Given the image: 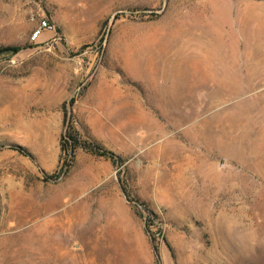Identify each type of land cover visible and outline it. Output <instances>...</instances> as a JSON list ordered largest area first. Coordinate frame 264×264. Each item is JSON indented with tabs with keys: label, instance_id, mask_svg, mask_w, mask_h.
I'll use <instances>...</instances> for the list:
<instances>
[{
	"label": "rangeland",
	"instance_id": "1",
	"mask_svg": "<svg viewBox=\"0 0 264 264\" xmlns=\"http://www.w3.org/2000/svg\"><path fill=\"white\" fill-rule=\"evenodd\" d=\"M0 264H264V0H0Z\"/></svg>",
	"mask_w": 264,
	"mask_h": 264
},
{
	"label": "trees",
	"instance_id": "2",
	"mask_svg": "<svg viewBox=\"0 0 264 264\" xmlns=\"http://www.w3.org/2000/svg\"><path fill=\"white\" fill-rule=\"evenodd\" d=\"M21 50L20 47H6L2 48V52H13V53H18ZM64 113H65V123H67L66 117H67V106L65 104L64 106ZM75 126L73 123H69L67 125V130L70 131V134L66 136V146L62 145V153H63V159H62V164L60 166L59 171L57 174L54 176L55 180L60 179L61 177L65 176L70 168L72 167L75 157H76V151L77 149L81 148L84 151H88L93 155H97L100 157H106L108 159H111L113 163H116L115 158H114V153L103 148L102 146L90 142L88 140H83L80 136V134L75 130ZM123 193L125 196L128 197V192L125 187L122 188ZM157 251V249H156Z\"/></svg>",
	"mask_w": 264,
	"mask_h": 264
},
{
	"label": "crops",
	"instance_id": "3",
	"mask_svg": "<svg viewBox=\"0 0 264 264\" xmlns=\"http://www.w3.org/2000/svg\"><path fill=\"white\" fill-rule=\"evenodd\" d=\"M259 48H260V46H259ZM258 48V49H259ZM166 52H165V55L163 54V56H162V58H161V62H158V65H168L169 63L170 64H173V66H172V68H171V66H168L166 69H167V71H171V72H173V74H178L180 71H182L183 72V68H184V59H182V58H178V57H175V58H173V59H170V60H167L166 61V63H165V60H166ZM244 64V67L245 68H243V71L244 72H246V61L243 63ZM161 68V70L162 69H164L165 67H160ZM186 79V78H185ZM246 79V78H245ZM194 80H197V77L194 79ZM96 98H98L99 100H100V95L97 93L96 94V96H95V99ZM154 98H155V100L158 102V103H162L161 101H160V95H158V94H156V95H154ZM113 99H115L114 100V102H116L117 100H116V98L114 97ZM118 102H120V98H118ZM116 105V104H115ZM94 108H90V110H93ZM100 109H97V111H99ZM111 110H114V109H111ZM117 111H120V109H118L117 108Z\"/></svg>",
	"mask_w": 264,
	"mask_h": 264
},
{
	"label": "built area",
	"instance_id": "4",
	"mask_svg": "<svg viewBox=\"0 0 264 264\" xmlns=\"http://www.w3.org/2000/svg\"><path fill=\"white\" fill-rule=\"evenodd\" d=\"M54 28L55 27L48 20H41L39 26L37 27V29L34 31L32 35V40L36 41L37 39L41 37V35L45 31H52L54 30Z\"/></svg>",
	"mask_w": 264,
	"mask_h": 264
},
{
	"label": "bare ground",
	"instance_id": "5",
	"mask_svg": "<svg viewBox=\"0 0 264 264\" xmlns=\"http://www.w3.org/2000/svg\"><path fill=\"white\" fill-rule=\"evenodd\" d=\"M56 205H57V204H56ZM53 206H55V204H54Z\"/></svg>",
	"mask_w": 264,
	"mask_h": 264
}]
</instances>
